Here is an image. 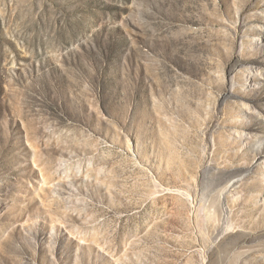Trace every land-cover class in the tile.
Wrapping results in <instances>:
<instances>
[{
    "label": "rangeland",
    "instance_id": "374dc122",
    "mask_svg": "<svg viewBox=\"0 0 264 264\" xmlns=\"http://www.w3.org/2000/svg\"><path fill=\"white\" fill-rule=\"evenodd\" d=\"M0 264H264V0H0Z\"/></svg>",
    "mask_w": 264,
    "mask_h": 264
}]
</instances>
